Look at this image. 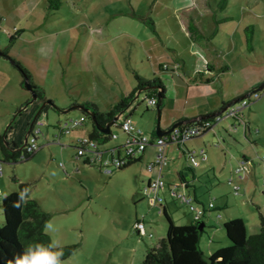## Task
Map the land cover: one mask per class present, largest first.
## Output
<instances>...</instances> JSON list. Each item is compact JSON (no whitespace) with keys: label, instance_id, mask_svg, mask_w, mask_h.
Listing matches in <instances>:
<instances>
[{"label":"rangeland","instance_id":"rangeland-1","mask_svg":"<svg viewBox=\"0 0 264 264\" xmlns=\"http://www.w3.org/2000/svg\"><path fill=\"white\" fill-rule=\"evenodd\" d=\"M219 2L220 0H208L214 10L213 15L205 10L202 0H70V7L65 0H60L64 11L58 14V21L56 15L53 18L55 33L44 38V45L49 48L50 56L51 46L54 55L59 52L60 61L56 65L58 70L53 65L54 56L49 59L50 63L46 66L48 70L39 75L33 72V77L42 81L45 99H52L58 108H66L69 106L68 91L93 92L95 88L93 76L81 64L78 67L79 73L74 74L86 78V84L79 86L76 82H71L72 72L77 66L68 63L70 54L76 53L84 44L88 45V36L92 41L103 40L108 51L101 67L98 63L92 64L94 72L99 77H105L106 73H111L103 71L104 65L108 67L107 71H110L109 68L118 67L126 79L124 85L129 86L134 85V79L127 73L134 72V67L139 76L144 74L148 80L153 78L142 45L154 41L156 47L162 46V43L168 48H177L184 60L185 73L195 74L204 69V64H200L202 60L214 65L223 61L231 68V78L240 80L239 86L242 84L248 87L249 90L245 93H252L254 90L259 94L257 99H250L251 102L242 111V119L258 129L256 135L251 136L246 132L244 136L240 124L236 130L230 131L228 126L234 120L228 118L216 125L221 127V137L212 136V132L207 131L191 140L205 149L207 157H210L211 150L222 149L221 152H225V166L221 175L214 176L211 170H203L198 152L193 153L197 160L194 165L195 159L186 162L175 143L167 145L171 149L168 156L172 158H169L162 169L165 185L159 188L158 195L166 203L167 212L175 224L186 225L191 215L187 205L180 203L175 197L171 198L165 188L166 184L172 185V181L177 180L174 164L179 169L189 165L197 171V201L198 205L203 203L206 210L201 217L204 228L200 234L199 247L206 257L216 249L230 245L222 227L224 221L233 217H244L249 235L259 229L258 212L264 216V188L261 187L264 164L259 160V157L264 156V87L258 89L264 82V0H226L223 10L217 8ZM182 6L190 7L188 12L204 36L209 38L207 41L199 38L192 42L185 36L176 14V9ZM225 16L226 20L215 24L216 20ZM148 18L152 19L157 36L143 22ZM72 24L75 25L74 28H65ZM248 25L252 26V50L247 48L245 40L244 28ZM215 28L217 33L215 30L211 35ZM21 35L28 36L30 33ZM207 45L213 49H209ZM19 46V43L13 44L9 41L0 29V48L8 51L11 58L29 64L27 56L21 53ZM205 46L208 49L205 50ZM190 49L194 51L193 54ZM165 52H168L171 61L172 52L166 49ZM43 60L49 61L45 56ZM61 70L64 71V78L61 77ZM156 73L169 89V72ZM259 74L263 75L261 79L258 78ZM142 79L147 80L144 77ZM20 81L18 70L9 60L0 57V134L10 125L9 139H14L17 145L22 143L28 125L41 105V100L32 99L31 92ZM135 104V109L126 118L144 134L157 137L156 107L146 108L143 92L138 93ZM39 117L46 122L45 126L40 127L37 139V145L41 147L25 161L17 160L14 164L0 162L3 170L0 175V188L4 182H11L12 176L29 183L28 196L50 214L49 221L55 227L54 232L47 233L50 240H58L61 246L77 244V248L61 260L62 264H138L144 252L156 245L165 236L167 229L159 202L152 193L144 192L145 183L139 181L138 163L124 169H114L110 173L99 170L95 165L81 163L75 157L72 138L76 134L91 130L84 115L77 109L59 112L49 108L41 112ZM71 120H82L85 126L71 128L58 138V131L54 127L56 122L70 123ZM164 120L165 114L160 110V128ZM111 130L117 137L101 144L102 150L123 140L120 129L111 126ZM191 141L185 142L187 146ZM243 153L252 162L249 172L244 173L242 179H238L234 169ZM142 174L144 179L150 174L155 177V172H147L145 167L142 168ZM230 178L232 182L228 184ZM232 185L239 186L238 194L233 192ZM191 189L183 190L178 186L176 190L192 196ZM209 202L214 208L207 207ZM224 202L226 206H220ZM192 204L195 206L193 201ZM135 217L143 219L146 234L151 233L150 237L138 236L133 229ZM3 221L0 208V225Z\"/></svg>","mask_w":264,"mask_h":264},{"label":"crops","instance_id":"crops-1","mask_svg":"<svg viewBox=\"0 0 264 264\" xmlns=\"http://www.w3.org/2000/svg\"><path fill=\"white\" fill-rule=\"evenodd\" d=\"M65 1H66V4L69 6L68 2L70 0H65ZM202 1H203V6H204V0ZM70 9L74 10V8H70ZM189 9L190 7L188 6H185V7L182 6V7L177 8L176 11L180 10L186 16L187 15L191 16L190 12H188ZM205 10L214 15V10L211 8V6L209 8L205 7ZM63 11L64 10H62V5L60 3V0H0V29L1 31L5 33L6 37L9 38V41H12L13 44H17V43L20 44L19 48L21 47L20 48L21 53H24L27 56L28 58L27 60H29V64L23 63L21 60H18V62L21 63L28 70L32 84H34L35 86H37L39 89L42 90L43 92L42 95H43L44 100H46L45 99L46 97H45V90L42 85V81L41 79H35L33 77L34 76L33 72L39 75L41 72L48 70L46 66L49 65L50 63L49 59L53 58L54 56H55V59L53 60L54 61L53 65L56 68V70H58L56 65L57 64L59 65L58 62L60 61L59 52L57 51L56 54L54 55L52 53L53 46H51L50 53L52 55L50 56L48 52L49 48L44 45V38L50 37L53 33H55L53 29V25H54L53 18L56 15L55 17H57V21H58V14L63 13ZM225 17L227 18V16ZM74 27L75 25L72 24L65 28L70 29ZM11 33H14V34H11ZM23 33H27V34L30 33V35L28 36L21 35ZM216 33H217V30H216ZM154 35L157 36V31H156V34ZM134 37L135 36H133L132 38ZM134 39L136 40L137 43L139 42L137 41L136 37ZM87 40H88V45H86L87 44L86 43L84 44V47L77 49L76 53L74 52L73 54H70L71 56L69 57L70 60H68V63L71 65L77 66V68H74V72H72L73 75H72L71 82H76L77 85L79 86H82V84H86L84 83V80L86 78L84 79L81 76L75 75L76 74L75 72L79 73L78 67L81 64V66L86 68V71L89 72L93 76V80L95 81V85H94L95 88L93 89V92H91V90H86V89H85L86 90L85 92L84 91H81V92L68 91L69 95L67 96V101L69 105L72 103L81 104L83 102H92L97 106V109L100 112H103V111L108 110L123 95H125L131 89H133L136 82L134 80L133 86L124 85V81L126 79L123 78L124 74L121 72L120 68L118 67H116L117 69L109 68L110 71H107L108 67H106V65H104L105 69L103 68L102 69L103 71L105 70L106 72L111 73V75L110 74L107 75V73L105 74L104 72L106 76L99 77L97 75V72H94L91 66L92 64L94 65L95 63H98L100 64V67H101L102 62L104 61L105 63V58L108 54V51L106 50L107 48L104 45L103 40L99 39L96 41H92L90 36L87 37ZM155 44L156 43L152 41L151 43L147 45H144V44L142 45L143 53L146 57V60L150 67V71L152 73L151 75L152 77L155 76L159 78L156 72L158 71L167 72L168 71L170 78H171L169 82V89H167V87L164 85L162 80L159 78L162 85L164 86V98L162 100L160 110H161V113L165 114V120L163 121L161 128L158 124L161 130L169 129L172 124L178 121H184V120H190V119L192 120V119L201 117L206 114L213 115L216 112H218L222 107H224L228 102L235 100L241 96L246 97L248 94L251 93V92L245 93L247 90H249L247 86L245 87L242 84L241 86H239L240 83L238 81L240 80L234 79L235 80L234 82V80L231 78L232 76V73H230L231 68L227 63L221 61L217 63L219 65H214V64H210L206 60H202L200 61V64H204V69H202L201 71H197L195 74L194 72L193 73L190 72V74L185 73L184 60L180 56V52L177 50V48H174V47L168 48L162 43H160V45L162 46L156 47ZM207 46L204 47L205 50L208 49V47L209 49H213L211 46H208V47ZM165 49L172 52L171 61H170L169 54L168 52H165ZM0 50L2 49L0 48ZM160 50H163L164 52H161ZM6 52L10 56V53L8 51ZM192 52L194 53V51L191 50V54H193ZM44 56L47 57V59L49 60L48 62H45L43 60ZM165 59L166 61H163ZM222 66H224V69H220ZM135 70H136V67H134V72ZM62 72L63 73L61 77L64 78V71ZM132 73L133 72L131 71V73L129 72L127 74L133 77ZM262 76L263 75L259 74L258 78L261 79ZM142 77L147 79L146 75L144 74L142 75ZM110 82H112L113 84ZM135 95H138V92H136ZM49 100H52V99H49ZM52 102L54 103L53 100ZM59 107L64 108L61 106ZM245 107L241 108L240 110L241 114H239L238 116L239 120L242 121L243 123L242 124V134L246 136V132H248L249 135L254 136L257 134L258 129L257 128L254 129L253 126H251L244 119H242V111ZM124 114H125V117H127L126 116L127 113H124ZM230 119L235 120V118H230ZM196 121L197 120L193 122H196ZM78 122H79L78 125L74 128H78V127L83 128L85 126V123L83 124L82 120H79ZM30 123L28 125V129L25 135L28 134ZM64 123H60L59 121H57L54 126L58 131V134H57L58 138L60 137L62 133H65L60 130L61 126ZM217 124H215L211 129H209V131L212 132V136L221 137V127H216ZM45 125H46V122L44 120V124L42 126H45ZM84 132L85 133L82 132V133H79L73 136L72 139L74 141V144H76V140L78 138L82 136H88L90 131H84ZM38 136H37V139H38ZM197 137H200V135ZM197 137H192L187 141H191ZM9 138L10 137L8 133V141L16 143L14 139H9ZM123 140H124V134H123ZM122 142L121 143L119 142V144L113 143L108 148L119 146L122 144ZM167 145L164 147V154L168 161L169 158H172V157L168 156L171 153V149H169V146ZM184 146L188 151H193L194 154L198 152L199 161H201L203 164L202 165L203 170H209V171L211 170L214 176H217L216 174L218 175L222 174L224 166H225V158H224L225 152L223 151L221 152L222 149L211 150L210 155H209L210 157H207L205 149L202 147H199L200 145H195L193 141L189 143V146H187L186 143L184 144ZM39 147H41V145H39ZM201 152L205 155V159L201 158ZM154 154H155V147L150 145L146 147L145 150L141 154L135 156L134 157L135 161L134 163L131 164L133 165L135 163H138L139 165V171H140L139 181L140 182L143 181L145 183L143 186V189L146 187L149 181H152L157 177V169H153L152 171H148L146 169V164L153 159ZM180 154L185 158L186 162L187 160H191L190 158H188V156L186 155L184 151L180 150ZM195 156L196 155H194L193 158L195 159V162L197 164V160ZM75 157L80 159L81 163H86L83 161L81 157H77L76 154H75ZM262 157H259V160L262 162V164H264V160L262 159ZM251 162H252V159L248 157L246 153L245 154L243 153V155H241V157L239 158L237 166L243 163L244 166L246 167V170L244 173H248ZM10 163L14 164L15 162H10ZM143 167H145L147 172H155L154 174L155 177L152 174H150L149 176L146 175L144 179L143 178L144 175L142 174ZM163 167L164 166H162L161 168V176H160L161 179H162ZM173 169L176 172L177 180L176 181L173 180L172 185L166 184L165 189L168 195L171 198H173L170 194V191L173 186L175 187V190L178 188V186L181 187V189L183 190L192 188L191 189L192 196L184 192L181 194H184L185 196L190 198V202L192 203L193 201L196 207L203 208V211L197 219L194 218L193 213L190 211L191 213L190 220L188 221L187 224L193 223L195 220L201 221V217H203V213L206 210H205L204 204L200 203V205H198V201H197L196 189H195V183L198 182L197 171L194 168H191L189 165H185V167L179 169L174 164ZM0 170H1L0 175H2L3 170L1 166H0ZM234 173H235V169H234ZM244 175L245 174H243L242 178L244 177ZM242 178L238 177V179H242ZM263 178H264V172H263ZM15 188H16V183L12 182V180L11 182H4V185H2V187L0 188V199L4 197L3 195L4 193H10L11 191H14ZM238 190H239V186H238ZM238 190L237 192H234V193L238 194ZM158 191L159 189L157 190V194H158ZM262 193H264V190L262 191ZM163 202L164 200L161 203ZM220 206L225 207L226 203L224 202ZM211 208H214V206H212ZM212 210H207V211H212ZM233 218H241L244 221L245 226H246L247 222L244 219V217L239 216V217H233ZM137 221L143 222V232H138L135 229V223ZM201 223H203V221H201ZM203 228H204V223L202 225V230ZM133 229L135 230V232L138 234L139 237H143L145 235L149 237L151 236V233L146 234L145 224H144L143 219L141 218L135 217V222L133 223Z\"/></svg>","mask_w":264,"mask_h":264},{"label":"trees","instance_id":"trees-1","mask_svg":"<svg viewBox=\"0 0 264 264\" xmlns=\"http://www.w3.org/2000/svg\"><path fill=\"white\" fill-rule=\"evenodd\" d=\"M225 6L226 0H220L217 4L219 10H223ZM204 7H210L208 0H204ZM176 14L182 31L190 41L195 42L199 38H205L206 41L209 39L204 36L203 31L197 25L193 17L189 15L186 16L180 10H177ZM226 19V17H223L220 20H216L215 24L218 25ZM143 22L149 26L152 33L156 34L152 19L148 18ZM215 30L216 28L211 35L214 34ZM244 31L246 32V46L249 50H252V26H246ZM0 57L9 60L18 70L21 76L20 84L22 85L23 81L26 79L33 87L37 99L41 100V103L44 102L43 92L32 84L28 70L21 63L11 58L5 50H0ZM220 69H224V66ZM132 75L136 82L134 88L123 95L106 111L100 112L97 106L92 102H83L81 104L72 103L66 108H57V110H79L91 125L88 137L96 140L100 145L104 144L111 139V126L119 129V120L112 121L113 117L118 114L122 116L124 113L129 115L135 109L136 92H143L145 98L150 96L155 97V105L157 104V98L159 96L160 102H158V109L161 108V103L164 98V86L160 79L158 77H153L150 80H143L142 77L135 72H133ZM78 106L93 111L95 120L100 126H104L107 122H110L108 132L97 130L91 117L84 113L82 109L77 108ZM147 107L146 105V108ZM49 108L52 110L54 109L52 100H50L49 103L40 105L32 121L39 116L41 112H45ZM123 117H125V114ZM211 119L212 115L206 114L195 123L199 125L200 122ZM192 123L193 122L185 123V125ZM30 124H32V122ZM9 128L10 126L8 125L0 134V162L25 161L32 157L34 152H26L22 143L17 145L14 142L8 141ZM206 130H208V128H205L204 131ZM134 161V158H132L126 165L116 169L120 170L127 168L134 163ZM11 180L16 183V189L8 193L7 196H4L0 202L1 214L4 220L0 225V264H6L7 259L12 258L14 253L20 252L23 246L30 241L40 240L45 243L50 241L49 235L42 232L43 224L45 221H49L50 214L41 209L37 201L30 198L28 194L25 198L26 203L21 204L20 207H15L14 203L18 200V193L25 188H27L29 192V183L19 181L14 176L11 177ZM236 186L237 189H234L232 185L233 192H237L238 185ZM159 208L166 220V234L157 241L156 245L149 247L145 251L139 264H264V216L260 212H258L259 229L254 234H247L245 223L241 218H232L224 221L222 227L227 239L230 241V245L218 248L206 257L199 247V238L202 230L199 231L197 227L201 221L195 220L193 223L187 225H177L167 212L165 203L163 204L160 202ZM62 248L63 255L61 260L68 257L77 248V244L64 245Z\"/></svg>","mask_w":264,"mask_h":264},{"label":"built area","instance_id":"built-area-1","mask_svg":"<svg viewBox=\"0 0 264 264\" xmlns=\"http://www.w3.org/2000/svg\"><path fill=\"white\" fill-rule=\"evenodd\" d=\"M259 94L254 91L246 96V98H241L236 105H232L223 110L220 114L212 116L211 120L202 121L197 125L195 122L189 125L182 124L180 126L173 127L166 135L157 136L155 138L150 137L149 135L144 134L138 128H135L132 123L126 117L120 116L119 120V129L124 134V140L121 145L116 147H111L106 150L100 148V144L94 140L90 139L88 136H82L76 140L75 150L76 156L81 157L84 162L97 166L100 170L105 172H110L118 167L126 165L129 160L135 156L141 154L146 147L152 145L155 147V154L153 159L146 164V169L152 171L157 169V177L149 181L144 188V192L152 193L153 197L160 203L162 198L157 194V190L163 187L165 184L161 179V168L166 164L167 158L164 154V147L167 144L175 143L176 146L182 150L184 144L190 138L197 136L204 132L205 128L211 129L216 123L227 119L235 118L239 120V114L241 108L249 104L250 99H257ZM156 103L155 97L146 98L147 106H154ZM70 123L65 122L61 126L62 132H69L71 128H74L78 125V121H69ZM44 124V119L37 116L29 128L28 134L26 136V141L24 144V150L26 152H35L39 146L37 145V136L40 133V127ZM116 134L111 132L110 138H116ZM106 152V155H104ZM188 158L194 160L193 151H184ZM201 158L205 159V155L201 152ZM264 160V157L262 158ZM196 164L194 160V165ZM246 167L243 163L239 164L235 168V173L238 174L239 178H242ZM1 171V170H0ZM231 183V180L228 179V184ZM262 187L264 188V178L262 179ZM234 189H237L236 185H233ZM170 194L172 197H175L179 200L180 203L187 205L189 211L194 215V218L197 219L202 213L203 208L193 206L190 202V198L184 194L178 193L173 186ZM212 204L208 203V208H211ZM135 229L138 232H143V222L137 221L135 223Z\"/></svg>","mask_w":264,"mask_h":264},{"label":"clouds","instance_id":"clouds-1","mask_svg":"<svg viewBox=\"0 0 264 264\" xmlns=\"http://www.w3.org/2000/svg\"><path fill=\"white\" fill-rule=\"evenodd\" d=\"M28 189L18 193V200L14 203L15 207H20L21 204L26 203V196ZM7 196L8 193H4ZM55 227L51 221H45L42 232L52 233ZM63 255V248L60 242L56 239H51L45 243L40 240H34L26 243L22 250L14 253L12 258L6 260V264H62L61 257Z\"/></svg>","mask_w":264,"mask_h":264},{"label":"water","instance_id":"water-1","mask_svg":"<svg viewBox=\"0 0 264 264\" xmlns=\"http://www.w3.org/2000/svg\"><path fill=\"white\" fill-rule=\"evenodd\" d=\"M23 87L24 88H26V89H28L30 92H31V96H32V99H35V98H37L36 97V94H35V92H34V89H33V87L31 86V84L25 79L24 81H23ZM264 86V82L258 87V89H261L262 87ZM245 96H241V97H239V98H237V99H235V100H232V101H230V102H228L224 107H222L218 112H216L215 114H213L212 116H215V115H218V114H220L223 110H225L227 107H229V106H232V105H234L236 102H238L241 98H244ZM50 102V100H45L44 102H42L41 104H43V103H49ZM158 102H160V98H159V96H158V98H157V104L155 105V107H156V112H157V124H156V128H155V135L156 136H162V135H164V134H166L167 132H169L173 127H176V126H179V125H182V124H185V123H190V122H193V121H195V120H200V119H202V116L201 117H198V118H195V119H190V120H184V121H178V122H175L174 124H172L171 126H170V128L169 129H167V130H161L160 128H159V126H158V121H159V115H160V109H158ZM53 107H54V109L55 110H57V108L58 107H56L54 104H53ZM77 108H79V109H82V111L84 112V113H86V114H88L90 117H91V119H92V121L94 122V126H95V128L97 129V130H99V131H101V132H108V130H109V126H110V122H107L104 126H100L97 122H96V120H95V115H94V112L93 111H91V110H89V109H87V108H81V107H77ZM67 111V109H64V110H61V111H59V112H66ZM120 118V115L118 114V115H116V116H114L113 117V119H112V121H116V120H118ZM217 124V123H216ZM241 125L242 126V121H240V120H234V123H232V124H230L228 127V129L230 130V131H234V130H236L237 129V126L238 125ZM30 126H31V124H30ZM30 128V127H29ZM207 131H209V129L208 130H206V131H204V132H202L201 134H199L200 136L202 135V134H204L205 132H207ZM199 135H197V136H199ZM26 136H27V134L25 135V137H24V139H23V142H22V145H24L25 144V141H26ZM197 136H194V137H197ZM22 145H21V147H22ZM183 150L185 151H187V149L185 148V146H184V148H183ZM202 225H203V223H199L198 224V230L200 231V230H202Z\"/></svg>","mask_w":264,"mask_h":264}]
</instances>
